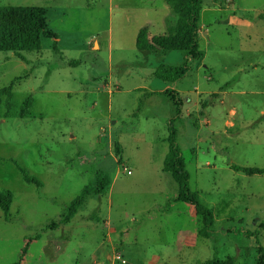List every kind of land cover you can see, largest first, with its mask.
<instances>
[{
	"label": "rangeland",
	"instance_id": "374dc122",
	"mask_svg": "<svg viewBox=\"0 0 264 264\" xmlns=\"http://www.w3.org/2000/svg\"><path fill=\"white\" fill-rule=\"evenodd\" d=\"M3 5L43 8L44 30L57 37L42 36L26 61L0 52V90L18 80L17 107L7 117L0 107V191L13 194L0 209V264H259L264 173L232 166L264 168V0H204L200 64L155 46L158 37L182 44L186 31L182 13L162 0ZM161 65L188 68L169 83L178 117L168 96L147 92L166 86L155 75ZM26 97L32 107L20 119ZM171 118L188 188L212 212L210 227L205 213L175 201L177 184L164 171ZM11 159L41 185L26 182ZM103 171L107 194L88 196L64 223Z\"/></svg>",
	"mask_w": 264,
	"mask_h": 264
},
{
	"label": "trees",
	"instance_id": "16d2710c",
	"mask_svg": "<svg viewBox=\"0 0 264 264\" xmlns=\"http://www.w3.org/2000/svg\"><path fill=\"white\" fill-rule=\"evenodd\" d=\"M172 10L182 13L185 20V35L183 43H178L175 39L158 37L155 40V46L163 51H184L187 55V61L191 58L198 64L204 58V52L199 49V28H200V13L203 8L204 0H162ZM45 26V12L44 9L38 6H15V5H3L0 6V52L12 53L16 58L21 61H26L24 57L25 52L39 51L41 49V37L56 39L57 35L50 31L44 30ZM143 36L139 40L141 48L146 47L143 43ZM146 42V41H145ZM56 47V42L54 43ZM146 45H148L146 43ZM188 73V68L184 66H171L161 65L155 75L167 83H175L182 79ZM20 80V79H19ZM18 80L12 82V84L4 89L0 90V107H4L6 112L3 114L7 117L11 114L12 109L17 107L13 100V85ZM227 85V84H226ZM164 94L168 96L175 108L177 117L180 115L181 101L179 96L167 89L163 92H151L150 94ZM32 107V99L26 97L24 101L18 106V117L24 119L29 113ZM176 119L171 118L168 122L169 136H168V152L164 159V171L167 172L171 178L177 184V197L176 202H184L192 206L195 210L206 214V226L210 227L213 224L212 212L203 206L199 199L198 194L192 192L188 188L189 174L185 168V163L181 155V151L176 143ZM15 167L18 168L24 174V180L28 183H35L41 185L36 180L27 176L25 170L15 161L12 160ZM235 171L244 172L246 174H261L264 173V168H241L232 166ZM110 174L106 171L97 175L95 181L83 188L82 192L70 203L67 208L66 217L63 220L64 223H68L73 216L82 208L86 202V198L90 195L103 196L108 192L111 186ZM13 201V194L9 190L0 191V209L9 210ZM264 226V225H263ZM28 250V244L21 250V259L24 257ZM259 252L262 254V258L259 260V264H264L263 249L260 248ZM236 259L234 257H228L223 262L216 264H235ZM12 264H21V261H16ZM210 264V261L209 263Z\"/></svg>",
	"mask_w": 264,
	"mask_h": 264
},
{
	"label": "crops",
	"instance_id": "0c3cea01",
	"mask_svg": "<svg viewBox=\"0 0 264 264\" xmlns=\"http://www.w3.org/2000/svg\"><path fill=\"white\" fill-rule=\"evenodd\" d=\"M174 86H175V84L176 83H172ZM170 88V85H169V83H166V86L165 87H162V88H160V90H154V91H147V92H149V93H151V92H163V91H165L166 89H169ZM179 96V95H178Z\"/></svg>",
	"mask_w": 264,
	"mask_h": 264
}]
</instances>
